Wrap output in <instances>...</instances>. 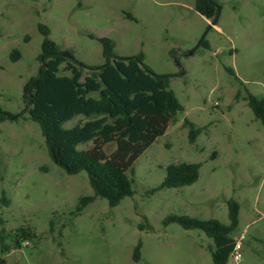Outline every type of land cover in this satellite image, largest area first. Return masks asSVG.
Segmentation results:
<instances>
[{"label": "rangeland", "instance_id": "374dc122", "mask_svg": "<svg viewBox=\"0 0 264 264\" xmlns=\"http://www.w3.org/2000/svg\"><path fill=\"white\" fill-rule=\"evenodd\" d=\"M217 1L220 13L210 28L213 20L196 10V0H0V106L8 112L0 121V190L10 198L8 205L0 200V229L14 234L26 226L38 236L19 248L9 236L8 252L0 244V264H214L213 240L204 231L164 219L228 223L230 198L241 205L233 236L242 258L237 263L231 255L227 264H264V125L246 99L247 90L264 97V0ZM40 23L83 63H105L98 37L107 36L117 56L143 52L155 72L173 74L170 86L185 109L136 160L134 193L117 206L95 197L73 214L81 196L94 194L88 174H68L54 163L30 118L23 92L41 66ZM202 37L210 46L190 52ZM14 49L18 60L11 58ZM185 118L202 128L193 143ZM180 161L200 162L199 179L152 193L167 165ZM145 216L152 229H140Z\"/></svg>", "mask_w": 264, "mask_h": 264}, {"label": "trees", "instance_id": "16d2710c", "mask_svg": "<svg viewBox=\"0 0 264 264\" xmlns=\"http://www.w3.org/2000/svg\"><path fill=\"white\" fill-rule=\"evenodd\" d=\"M195 8L215 21L220 4L217 0H196ZM39 30L43 35L41 66L38 74L25 84L23 92L30 118L39 124L54 163L68 174L81 171L88 174L94 194L81 196L73 214H80L95 197L105 198L110 206H117L134 193L130 172L134 173L136 160L179 120V114L185 109L170 86L173 74L155 72L145 63L143 52L128 58L117 56L115 42L107 36L98 37L105 63L86 64L50 37L49 26L40 23ZM201 45L209 47L210 42L204 37ZM20 57L19 49H14L12 60ZM85 68L90 70L86 75ZM226 69L238 78L234 68ZM246 99L264 125V97L247 90ZM6 114L0 106V121L6 119ZM77 116L84 119L72 127L65 126ZM184 123L189 128L190 142H195L202 128L188 118ZM88 143H91L89 147H81ZM110 144L115 148L108 152ZM201 166L200 162L186 161L168 164L166 177L151 192L195 183ZM0 200L6 205L10 203V198L1 190ZM228 209V223L217 218L171 214L164 219V224L177 222L186 229L204 231L213 240L210 251L214 264H227L237 242L233 233L240 223L241 205L230 198ZM139 227L141 230L153 228L146 216L145 223ZM9 236L14 248L38 237L31 227L20 226L14 234L1 228L2 252L10 250L5 242ZM141 248L142 241H139L133 250L136 262L141 258ZM4 261L1 259L0 263Z\"/></svg>", "mask_w": 264, "mask_h": 264}, {"label": "built area", "instance_id": "2783aa9c", "mask_svg": "<svg viewBox=\"0 0 264 264\" xmlns=\"http://www.w3.org/2000/svg\"><path fill=\"white\" fill-rule=\"evenodd\" d=\"M241 247H242L241 241L237 239V242H236V245H235V249H234V251L232 253L233 258L235 259V261L237 263H239L241 261V258H242V254H241V251H240Z\"/></svg>", "mask_w": 264, "mask_h": 264}, {"label": "water", "instance_id": "95a60500", "mask_svg": "<svg viewBox=\"0 0 264 264\" xmlns=\"http://www.w3.org/2000/svg\"><path fill=\"white\" fill-rule=\"evenodd\" d=\"M219 13H220V8H219ZM217 19H218V18H217ZM217 19L211 23L210 28L213 26V24L216 23ZM203 38H204V37H202V39L198 42L197 46H196L194 49H192L190 52H193L196 48L199 47V45L201 44ZM121 57H122V58H128L129 56H121Z\"/></svg>", "mask_w": 264, "mask_h": 264}, {"label": "crops", "instance_id": "0c3cea01", "mask_svg": "<svg viewBox=\"0 0 264 264\" xmlns=\"http://www.w3.org/2000/svg\"><path fill=\"white\" fill-rule=\"evenodd\" d=\"M208 20V19H207Z\"/></svg>", "mask_w": 264, "mask_h": 264}]
</instances>
